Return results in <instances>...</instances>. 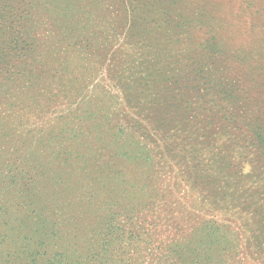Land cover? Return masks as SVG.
Masks as SVG:
<instances>
[{"label":"rangeland","instance_id":"obj_1","mask_svg":"<svg viewBox=\"0 0 264 264\" xmlns=\"http://www.w3.org/2000/svg\"><path fill=\"white\" fill-rule=\"evenodd\" d=\"M0 117L118 203L117 264H264V0H0Z\"/></svg>","mask_w":264,"mask_h":264},{"label":"trees","instance_id":"obj_2","mask_svg":"<svg viewBox=\"0 0 264 264\" xmlns=\"http://www.w3.org/2000/svg\"><path fill=\"white\" fill-rule=\"evenodd\" d=\"M196 24L203 25L198 19ZM208 36L207 60L221 58L216 37ZM3 120L9 119L0 117V264H117L127 250L126 241L137 236L118 222L122 213L118 207L113 210L118 203L108 198L101 204L103 213L87 211L88 203L76 192L81 184L73 179L77 174L56 172L38 154L28 165L34 179L24 182L25 165L19 162L20 144L15 143L24 138L15 126L7 129ZM126 206L120 208L128 214L135 208Z\"/></svg>","mask_w":264,"mask_h":264}]
</instances>
